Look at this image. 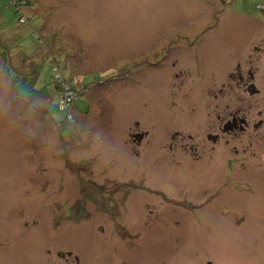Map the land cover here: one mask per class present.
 I'll list each match as a JSON object with an SVG mask.
<instances>
[{"label": "rangeland", "instance_id": "obj_1", "mask_svg": "<svg viewBox=\"0 0 264 264\" xmlns=\"http://www.w3.org/2000/svg\"><path fill=\"white\" fill-rule=\"evenodd\" d=\"M10 1L0 0V225L11 228L0 264H264V167L241 193L258 197L241 202L250 212L145 210L144 198L161 200L147 187L162 179L173 102L156 82L138 86L155 69L143 54L169 35L183 38L178 51L201 38L191 52L208 47L218 67L223 50L262 34L264 0H29L21 23ZM66 79L77 99L61 108ZM135 123L148 133L137 154L125 134ZM262 152L237 159L264 164ZM175 172L182 187L194 175Z\"/></svg>", "mask_w": 264, "mask_h": 264}, {"label": "flooded vegetation", "instance_id": "obj_2", "mask_svg": "<svg viewBox=\"0 0 264 264\" xmlns=\"http://www.w3.org/2000/svg\"><path fill=\"white\" fill-rule=\"evenodd\" d=\"M255 23L261 27L262 34L247 39L231 55L228 50L224 54L223 50L218 67L210 56L213 50L208 47L202 52H191L201 45V38L192 45L184 44L185 49L178 51L183 38L169 35L159 39L154 52L143 54L156 56L155 62L147 61L155 69L148 72L138 86L156 82L157 91H162L165 98L173 102L171 119L174 121L173 127L164 130L165 137L160 143L161 182L147 187V191L161 199L160 203L165 201L167 206L158 208V203L153 209L151 198L146 197L144 208L149 213L157 211L158 215L166 216L181 210V213L204 216L240 212L239 209L251 211L241 202L258 197H243L241 193L252 189V179L262 178L258 172L264 167L263 159L237 158L249 147L264 153V20ZM212 43L209 39L206 45ZM231 47L232 41L227 49ZM187 85L189 88L184 91ZM125 134L126 142L137 154L147 131L135 123ZM179 152L187 153L189 159L185 163L179 159ZM227 153L231 156L229 159L225 158ZM180 167H188L194 174L187 187L178 185L180 177L175 171ZM179 192L182 197L177 196ZM10 215L14 222L19 218L14 213ZM34 224L33 219H28L27 229ZM9 230L11 228L0 225V246L2 240L4 245L9 243ZM71 257L73 259H68ZM64 258L66 262L79 263L77 256L70 252Z\"/></svg>", "mask_w": 264, "mask_h": 264}, {"label": "trees", "instance_id": "obj_3", "mask_svg": "<svg viewBox=\"0 0 264 264\" xmlns=\"http://www.w3.org/2000/svg\"><path fill=\"white\" fill-rule=\"evenodd\" d=\"M29 0H11L10 2H11V4H13L14 6H15V14H16V16H17V20H18V22L19 23H21V22H25L26 20L24 19V17L22 18V12H21V8L23 7V6H21V5H18V3L19 2H22V4L24 5V7H26L27 5H28V2ZM222 5H226L227 4V2H228V0H218ZM217 21H218V18L217 19H215V23L214 24H216L217 23ZM42 40V39H41ZM56 75V74H55ZM58 76H59V74H57ZM70 82H71V80H69V79H66L65 80V82L64 83H62L61 84V87H59V85H57L56 86V88H58L57 90L58 91H60V92H62L63 94H64V92H65V87H67L68 86V88H67V93H72L73 95H74V92L76 91V89H74V87H73V84L71 85L70 84ZM59 84V83H58ZM63 94H61V93H59V94H57L58 96H59V103H58V106H60L61 107V105H62V103H61V101H60V99H61V96L65 99V101H66V99H68V95L67 94H65V95H63ZM76 99H77V97L75 96L70 102H69V105H68V108L69 107H71V105L76 101ZM46 113V112H45ZM63 138V137H62Z\"/></svg>", "mask_w": 264, "mask_h": 264}, {"label": "built area", "instance_id": "obj_4", "mask_svg": "<svg viewBox=\"0 0 264 264\" xmlns=\"http://www.w3.org/2000/svg\"><path fill=\"white\" fill-rule=\"evenodd\" d=\"M65 94L68 95V99H66V101H65V99L61 96V99H60V101L62 103L61 108H68L69 102L75 97L72 93L64 92L63 95H65Z\"/></svg>", "mask_w": 264, "mask_h": 264}]
</instances>
